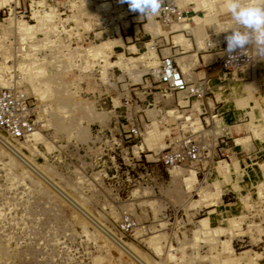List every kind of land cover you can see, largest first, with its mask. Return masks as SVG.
Returning <instances> with one entry per match:
<instances>
[{
  "label": "rangeland",
  "instance_id": "374dc122",
  "mask_svg": "<svg viewBox=\"0 0 264 264\" xmlns=\"http://www.w3.org/2000/svg\"><path fill=\"white\" fill-rule=\"evenodd\" d=\"M208 3L182 14L206 11L190 35L198 48L221 56L226 36L240 26L228 0ZM126 4L0 0V86L26 94L34 123L25 138L0 130V264H264V176H246V166L231 173L211 148L215 140L198 129L197 102L189 111L171 104L159 121L145 109L153 120L144 128L123 115L139 84L122 83L136 64L128 70L113 64L108 45L127 24ZM247 46L251 61L226 77L237 105L253 100L263 113L264 57ZM145 70L153 90L182 103L183 91L165 88L150 66ZM183 72L192 79L190 69ZM183 134L202 143V156L164 164L160 154ZM199 162L210 163L209 175L197 171Z\"/></svg>",
  "mask_w": 264,
  "mask_h": 264
},
{
  "label": "crops",
  "instance_id": "0c3cea01",
  "mask_svg": "<svg viewBox=\"0 0 264 264\" xmlns=\"http://www.w3.org/2000/svg\"><path fill=\"white\" fill-rule=\"evenodd\" d=\"M164 2L166 0H162V4ZM263 2L262 5L264 6ZM179 3L182 6L181 10L186 11H196L199 8L207 9L210 6L208 0H179ZM126 5V12L129 15L127 24L120 25L117 28L113 38L110 39L113 40V43L110 46L108 45L110 52H114L117 56L112 60L113 64L126 70L130 69L132 63L136 64L129 75L127 74L130 81L125 79V82L122 83L139 84L131 87L129 92L131 99L128 100L131 106L128 111L121 108L123 115L126 116L129 113L134 118V122L144 128V126L151 125L153 120L151 117L146 116L145 109L155 111L154 118L159 121L164 110L169 108L171 104L175 105L178 110H188L195 101L197 104L194 113L197 114L200 124L198 129L209 132V140L213 144L214 140L216 142L211 148L223 156L221 159H224L228 164L231 173L234 169H242L246 166L244 170L246 176H264V112H260L259 107L254 105L253 100H247L244 105H237L234 102L232 86L226 77V73L232 75V70L222 71V67L217 63L221 50L200 49L190 35L192 31L191 23H200L206 11L203 15L196 13L186 15L181 17L183 21L177 19L175 22L178 23H170L157 18L159 14L147 17L141 16L137 12L130 11L128 4ZM207 44L210 45L212 42ZM123 45L133 54L125 56L121 49H114L116 47L121 48ZM140 49L142 50L140 51ZM164 55L172 57L183 75V71L187 68L190 69L192 72V79L190 80L204 82L209 93L204 94L202 97H192L183 91L182 103H180L178 98H172L171 101L167 97V93L161 90H153L156 85L144 76L146 73L145 68L150 66L152 71L153 68L158 66L159 59ZM184 77L186 78L185 75ZM219 86L222 87L220 90L218 89ZM241 101H243V98H241ZM190 114L192 113L190 112ZM180 115L186 120L190 119L187 114L181 112L176 116ZM250 120L253 125L252 128H249L248 125ZM161 121L163 124L167 122L164 119ZM240 124V130H238L236 127ZM139 126L137 127L139 128ZM253 127H256V130L261 128L262 130L259 134L254 133L252 131ZM215 129H219L217 135ZM138 140L141 141L143 147H146L142 136ZM146 149L148 148L146 147ZM198 166L197 171L202 172L203 176L210 174V169L202 165V162H199Z\"/></svg>",
  "mask_w": 264,
  "mask_h": 264
},
{
  "label": "built area",
  "instance_id": "2783aa9c",
  "mask_svg": "<svg viewBox=\"0 0 264 264\" xmlns=\"http://www.w3.org/2000/svg\"><path fill=\"white\" fill-rule=\"evenodd\" d=\"M183 11L171 0L166 1L160 10L161 20H177ZM230 57H235L231 59ZM252 52L249 46L229 54L227 50L219 57V65L226 70L242 67L251 61ZM157 80L165 88L184 91L190 96L202 97L204 86L184 77L178 64L169 55L161 56L156 72ZM29 100L26 94L13 87L0 86V130L11 138H25L34 128L33 118L29 113ZM203 145L191 134L175 138L160 154V160L166 165H178L199 160ZM130 222L123 220L121 227H128Z\"/></svg>",
  "mask_w": 264,
  "mask_h": 264
},
{
  "label": "clouds",
  "instance_id": "9594fccd",
  "mask_svg": "<svg viewBox=\"0 0 264 264\" xmlns=\"http://www.w3.org/2000/svg\"><path fill=\"white\" fill-rule=\"evenodd\" d=\"M120 2L127 3L130 11L145 17L158 15L162 7V0H120ZM227 10L240 26L232 29L231 34L226 36L227 52L231 54L237 50H244L247 45H253L257 55L264 57V6L254 3L244 4L241 0H228Z\"/></svg>",
  "mask_w": 264,
  "mask_h": 264
},
{
  "label": "bare ground",
  "instance_id": "6f19581e",
  "mask_svg": "<svg viewBox=\"0 0 264 264\" xmlns=\"http://www.w3.org/2000/svg\"><path fill=\"white\" fill-rule=\"evenodd\" d=\"M172 2H173V1H172ZM173 3H174V2H173ZM178 9H179V8H178ZM181 17H183V15L180 16L178 19H181ZM157 69H158V67H157L156 69L153 70V73H154L155 75H156ZM33 132H34V131L32 130V131L29 133V135H31Z\"/></svg>",
  "mask_w": 264,
  "mask_h": 264
}]
</instances>
